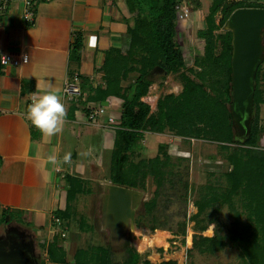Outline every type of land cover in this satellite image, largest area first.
<instances>
[{"label":"trees","instance_id":"16d2710c","mask_svg":"<svg viewBox=\"0 0 264 264\" xmlns=\"http://www.w3.org/2000/svg\"><path fill=\"white\" fill-rule=\"evenodd\" d=\"M6 1L7 7L10 0ZM124 2L132 16V24L127 23L122 48H109L105 52L99 70L102 74L101 84L92 88L87 78L77 73L70 75H76L80 79L82 96L79 99L84 98L85 104L100 106L102 102H108L110 105L115 103L120 109L116 126L111 129L113 149L108 171L110 184L144 191L145 180L149 176L153 177L155 193L148 202L142 204L134 225L137 229L148 228L151 232L157 229L164 230L166 226L157 224L158 219L155 216L162 197L167 194V184L170 187L182 185L185 202L192 190L187 182L182 184L181 179H178L179 175L173 172L175 165L166 155L165 146L159 147L163 160L156 156L151 160L140 159L134 162L133 159L138 154L136 145L143 141L147 133L167 132L182 139L215 143L228 161V169L223 173L227 185L217 186L208 183L201 187L193 201L197 211L181 224V235L185 237L187 224L193 223L195 234L188 252L191 250H197L201 254L219 252L224 246L219 233L216 232L212 238H205L202 233L216 222L222 206L228 204L233 210L235 200H239L249 223L246 229L248 238L242 246L241 257L248 262L247 264H264V150H257L259 138L264 134V126L260 124L259 119L260 106L264 103V61L259 66L255 78V112L250 133L242 142L233 136L231 116L227 107L231 103L232 34L229 31H222L235 10L264 9V0H214L205 18L206 29L197 33L198 39L203 42L202 52L194 56L191 66L183 47L176 42V7L180 0H124ZM1 5L0 3V7ZM82 52L83 39L76 36L70 45V63L80 65ZM2 67L5 66L0 63V74ZM155 68L161 69L165 75L178 74L182 91L178 95L170 94L160 98L156 112H151L150 106L142 99L155 82L152 76ZM133 74H137V77L129 84ZM63 179L67 185L66 206L64 211H61V216L56 212L54 226L60 224L62 217L69 227L67 222L71 220L70 203L78 194L83 193V183L80 176L75 174L65 175ZM235 212L237 217L238 213ZM10 217L7 210H2L0 225L8 222ZM80 225L81 232L94 230L83 221ZM63 237L64 232H57L50 239L39 243L47 263L139 264L141 260V256L134 248L127 247L125 259L122 263H117L109 247L92 246L85 250H75L71 261L68 262L66 251L61 245L64 242ZM38 264L43 262L40 260ZM143 264L151 263L144 260ZM160 264L176 263L168 261Z\"/></svg>","mask_w":264,"mask_h":264},{"label":"crops","instance_id":"0c3cea01","mask_svg":"<svg viewBox=\"0 0 264 264\" xmlns=\"http://www.w3.org/2000/svg\"><path fill=\"white\" fill-rule=\"evenodd\" d=\"M21 5V0H13V8L7 5L0 12V57H22L20 66L2 67L0 74V212L20 211L29 215L28 221L33 220L38 228L49 231L55 227L59 191H64L56 167L62 166L64 175L81 177L94 167L91 162L73 167L72 159L60 157L62 143L72 139L77 147L84 146L83 137L87 135L86 151L99 161L106 134L112 138L113 129L107 123L112 115L107 112L89 126L86 108L95 105L85 104L84 98L67 100L63 96L64 83L77 73L87 78L92 88L101 84L99 70L104 54L109 48H122L126 17L117 0H51L36 4L34 21L28 24L21 18ZM76 36L83 39L78 66L69 60L70 45ZM45 92L57 94L65 107L62 129L51 136L32 127L27 119L29 105L37 94ZM106 108L119 109L115 103H108ZM118 118L114 117L116 121ZM72 146L76 151L73 142ZM74 156H80V151ZM65 159L68 165L62 164Z\"/></svg>","mask_w":264,"mask_h":264},{"label":"rangeland","instance_id":"374dc122","mask_svg":"<svg viewBox=\"0 0 264 264\" xmlns=\"http://www.w3.org/2000/svg\"><path fill=\"white\" fill-rule=\"evenodd\" d=\"M187 1L189 17L187 20H177L176 42L179 46L183 47L189 61V66H191L194 56L202 52L203 42L198 39L197 33L206 29L205 18L214 0ZM194 1L198 4L196 5ZM117 2L123 15L126 17L125 21H123L124 24L126 23V26L127 23L132 24V16L128 13L125 2H123V0H117ZM12 5L13 0H10L8 4L9 9L11 7L13 8ZM218 21L219 16L216 18V22ZM222 31L225 32L224 28ZM152 76L155 78V82L149 87L148 93L142 101L150 106L151 112H156L158 100L170 94L178 95L182 91V84L178 74L165 75L159 68L153 70ZM136 77L137 74H133L129 79V84ZM125 86H127V83ZM229 106L230 104L227 107L229 108ZM105 112L115 118H117L118 115L120 116V109L118 108H106ZM259 119L260 124L264 126V103L260 106ZM90 125L91 123H89V126ZM85 129H87V127H85ZM83 138L84 140L82 142L84 146L79 145L78 147L74 144L76 140L70 139L69 143L63 140L64 144L62 143V152L60 153V157L72 159L71 161L73 164L71 165L73 167H79L80 165L83 167V165L88 162L94 165L93 169L88 171V175L85 174L82 177L80 176L83 183V193L78 194L74 201L70 203L69 216H71V220L67 222L69 227L66 226L65 220L61 217V222L60 224L58 223V226L52 227L49 231L45 230V232L43 231L44 229L41 230L38 228L39 225L33 220L28 221L27 218L29 215L24 216V213L20 211L10 210L11 219L0 225V240H3L4 236L6 237V235H9L24 245L32 243L34 255L38 261L41 260L43 264L47 263V258L39 246V243L47 239L46 237L51 238L52 235L57 232H64L65 234V237H63L64 242H62L61 245L66 251L68 262L71 261L74 251L77 249L85 250L92 246H107L110 248L113 259L117 263H122L125 259V250L127 247L134 248L135 251L140 254L141 260L139 264H143L144 260L149 261L151 264H160L168 261H173L176 264L248 263L241 256L242 246L245 243V239L248 238L246 229L249 223L246 218V212L242 208L239 200H235L233 210L230 209L228 204L222 206L220 212L217 214L216 222L211 225L210 229L202 233V236L205 238H212L216 232L219 233L224 243V246H222L219 252L214 254H201L197 250L188 252L195 234L193 231V223L187 224L186 236L184 237L181 235V224L197 211L193 205V201L197 198L201 187H204L208 183L217 186L227 185L223 173L228 169V161L224 153L222 154L215 143L206 140L182 139L173 136L169 132L164 134H145L143 141L136 145L135 149L138 154L134 157V162L140 159L146 161L151 160L156 156H159V158L163 160L161 155L162 152L159 151V147L165 146L167 148L165 150L166 155L175 165L173 172L179 175L178 179H181L182 184L183 182H187L192 192L189 193L187 202H185L183 200V191L181 190L182 185L176 184L170 187V185L167 184V194L162 197L157 216H155V218L158 219L157 224H164V226H166L164 230L157 229L151 232L148 228H135L134 231H128L121 239L114 241L111 238L110 232L105 230L101 225L102 215L100 210L104 186L110 184L108 171L113 149L111 134H106V139H104L105 141L103 142L104 145H102L103 143L101 144L103 146L101 151L102 154H99L97 158L100 163L94 159L93 153L90 155L86 151V145L89 144L87 135ZM72 142L74 147H77L76 151H80V156H74V152L76 151L73 146L71 147ZM98 146L99 145H97L96 148H99ZM257 150H264V134L259 138ZM62 182V189L64 191H59L60 197L56 202V206L59 210L55 211L54 216L57 215L56 212L61 216V211H64L66 206L67 185L64 179ZM155 189L156 186L153 177L149 176L145 180V190L139 191L143 194L142 204L148 202L153 197ZM141 206L139 209H141ZM138 211L136 212L135 220ZM235 211L238 213L237 217ZM23 217H25V219H22ZM82 221L89 227L92 226L94 230L91 232H81L79 228L83 225H80ZM61 224H63V226H61ZM33 230H37V232H33ZM158 231L167 234V247L147 248L144 251L138 250L137 244L142 241L144 237H152ZM235 236L236 238H242V240L233 238ZM26 239L30 240L22 242Z\"/></svg>","mask_w":264,"mask_h":264},{"label":"water","instance_id":"95a60500","mask_svg":"<svg viewBox=\"0 0 264 264\" xmlns=\"http://www.w3.org/2000/svg\"><path fill=\"white\" fill-rule=\"evenodd\" d=\"M232 34L231 52V116L233 136L245 141L250 133L254 116L255 78L264 61V9L242 8L235 10L224 25ZM161 70V69H160ZM162 71V70H161ZM101 106L107 107V102ZM139 191L108 184L101 197L102 226L119 240L128 231H134L136 212L142 204ZM0 264H38L33 245L0 240Z\"/></svg>","mask_w":264,"mask_h":264},{"label":"built area","instance_id":"2783aa9c","mask_svg":"<svg viewBox=\"0 0 264 264\" xmlns=\"http://www.w3.org/2000/svg\"><path fill=\"white\" fill-rule=\"evenodd\" d=\"M51 0H21L22 2V12L21 18L25 23L31 24L34 21L35 17V6L38 2H49ZM180 4L176 7V15L177 20H187L189 17V9L187 0H180ZM187 1V2H186ZM2 4L0 7V11L6 8L7 1L0 0ZM22 62V57L18 54H5L1 56L0 63L2 66H13L18 67ZM63 96L69 101H77L82 96V88L80 79L76 76H69L64 83L63 87ZM106 107L101 106H93L86 108L87 112V122L91 124L97 123L98 119L102 118L105 114ZM108 125L113 128L116 126V119L114 117L109 116L107 118ZM65 165L69 164V160L65 159L63 161ZM56 173L60 174L62 178H64V172L61 169V166L56 167Z\"/></svg>","mask_w":264,"mask_h":264},{"label":"clouds","instance_id":"9594fccd","mask_svg":"<svg viewBox=\"0 0 264 264\" xmlns=\"http://www.w3.org/2000/svg\"><path fill=\"white\" fill-rule=\"evenodd\" d=\"M65 107L53 92L37 94L27 110V119L32 127L47 136L61 131L64 124Z\"/></svg>","mask_w":264,"mask_h":264},{"label":"bare ground","instance_id":"6f19581e","mask_svg":"<svg viewBox=\"0 0 264 264\" xmlns=\"http://www.w3.org/2000/svg\"><path fill=\"white\" fill-rule=\"evenodd\" d=\"M168 238L167 234L163 232H157L152 237H144L142 241H140L138 245V249L140 251H144L147 248L153 247H167L166 239Z\"/></svg>","mask_w":264,"mask_h":264},{"label":"flooded vegetation","instance_id":"af4514ba","mask_svg":"<svg viewBox=\"0 0 264 264\" xmlns=\"http://www.w3.org/2000/svg\"><path fill=\"white\" fill-rule=\"evenodd\" d=\"M3 239H6L8 241V243H11L13 241H18V240H15L13 237H10L9 235H6V237L4 236ZM27 240H30V239L23 240L22 242H25V241L27 242ZM18 242H20V241H18Z\"/></svg>","mask_w":264,"mask_h":264}]
</instances>
